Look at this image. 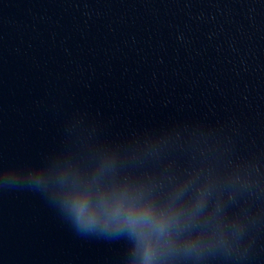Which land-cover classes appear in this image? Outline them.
<instances>
[{"label":"water","instance_id":"1","mask_svg":"<svg viewBox=\"0 0 264 264\" xmlns=\"http://www.w3.org/2000/svg\"><path fill=\"white\" fill-rule=\"evenodd\" d=\"M106 154L100 182L209 193L154 264H264V0H0V264H140L61 203Z\"/></svg>","mask_w":264,"mask_h":264},{"label":"clouds","instance_id":"2","mask_svg":"<svg viewBox=\"0 0 264 264\" xmlns=\"http://www.w3.org/2000/svg\"><path fill=\"white\" fill-rule=\"evenodd\" d=\"M114 163L107 154L101 158L97 182H84L75 175L69 178L66 171L62 172L58 181L62 206L83 229L126 236L134 242L140 264H154L162 253L175 247L181 232L205 207L209 193L200 190L194 202L186 205V186L167 200L158 201L145 194L150 190L143 185L100 182ZM49 179L43 170L32 174L37 186L47 187Z\"/></svg>","mask_w":264,"mask_h":264}]
</instances>
